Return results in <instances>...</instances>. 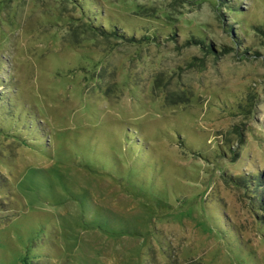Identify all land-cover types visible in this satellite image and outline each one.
Masks as SVG:
<instances>
[{
	"label": "rangeland",
	"instance_id": "1",
	"mask_svg": "<svg viewBox=\"0 0 264 264\" xmlns=\"http://www.w3.org/2000/svg\"><path fill=\"white\" fill-rule=\"evenodd\" d=\"M86 1L0 0V264H264V0Z\"/></svg>",
	"mask_w": 264,
	"mask_h": 264
},
{
	"label": "trees",
	"instance_id": "2",
	"mask_svg": "<svg viewBox=\"0 0 264 264\" xmlns=\"http://www.w3.org/2000/svg\"><path fill=\"white\" fill-rule=\"evenodd\" d=\"M79 1H80V4L81 5L84 4V7H83L84 10L86 9V7H88L87 5L93 6L92 1H86V0H79ZM95 18H97V16ZM104 22H106L108 24V26H109V27H105L107 32H108V28H109V30H111L109 32H111L112 34H114L117 37H119V39L125 40V41L129 40L128 37H127V35H126V33H127L126 31L123 30L122 33H120L119 30H122V29L120 27H118L116 24H114L111 21L106 20V19H105ZM120 34H122V35H120ZM5 86L6 85L4 84V82L0 81V88H3L2 91L0 92V116H4V117H6V119L8 118V120L9 121H12L14 124L22 123L23 126H25L24 129H26V130L31 129L32 131H35V130H33L34 126H37V124H34L35 117H32L31 118V117H29V116L26 115L27 116L26 117L27 124L26 125L24 124L25 123V120H24L23 112L25 110L19 111L20 105L16 103L15 95L12 92L11 93L10 92H7L6 91L7 90V87H5ZM37 132H40V131L38 130ZM260 183L261 184H258L256 186L258 188H260V190H261L260 192H263L264 193V186H262V182H260ZM1 186L5 190H9V188L12 187V185H11L10 182H8V181H1L0 180V187ZM262 197L263 196H261V202L263 204L260 203L258 209L260 211H263V214H264V201L262 200ZM5 201H7V200H5ZM9 206L10 205H6L4 201H2V203H0V223L1 222H5L6 224H8L9 222H11V221H8V220H10V215H9L7 209L9 211H14L16 209L13 208L14 210H10L9 209L10 208ZM256 212L257 211L255 209L254 210V213L257 214ZM257 217L260 218V219H264V216H257ZM261 222H262V220H261Z\"/></svg>",
	"mask_w": 264,
	"mask_h": 264
}]
</instances>
